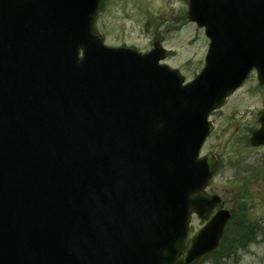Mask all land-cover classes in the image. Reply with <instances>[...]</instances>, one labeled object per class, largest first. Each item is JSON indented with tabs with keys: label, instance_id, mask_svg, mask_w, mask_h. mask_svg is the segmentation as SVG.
Instances as JSON below:
<instances>
[{
	"label": "water",
	"instance_id": "obj_1",
	"mask_svg": "<svg viewBox=\"0 0 264 264\" xmlns=\"http://www.w3.org/2000/svg\"><path fill=\"white\" fill-rule=\"evenodd\" d=\"M99 2L0 0V264H199L230 214L186 241L220 203L198 156L209 113L264 83V0H189L211 43L186 86L158 42L105 46Z\"/></svg>",
	"mask_w": 264,
	"mask_h": 264
},
{
	"label": "rangeland",
	"instance_id": "obj_2",
	"mask_svg": "<svg viewBox=\"0 0 264 264\" xmlns=\"http://www.w3.org/2000/svg\"><path fill=\"white\" fill-rule=\"evenodd\" d=\"M187 11L188 0H103L96 26L110 46L147 52L158 41L168 52L163 63L191 81L205 66L210 40L204 28L186 17ZM263 109L264 85L252 73L210 116L215 128L201 152L218 159L207 191L220 196L224 208L232 212L229 228L238 231L256 225L262 229L256 242L244 251L237 249L239 262L233 264H264V146L250 144ZM205 224L194 215L190 237Z\"/></svg>",
	"mask_w": 264,
	"mask_h": 264
},
{
	"label": "flooded vegetation",
	"instance_id": "obj_3",
	"mask_svg": "<svg viewBox=\"0 0 264 264\" xmlns=\"http://www.w3.org/2000/svg\"><path fill=\"white\" fill-rule=\"evenodd\" d=\"M230 251L233 252V247L230 248ZM234 253V252H233ZM228 257L224 258V262L222 264H232L230 261L231 255H227Z\"/></svg>",
	"mask_w": 264,
	"mask_h": 264
}]
</instances>
